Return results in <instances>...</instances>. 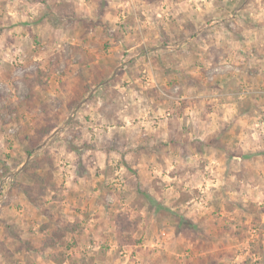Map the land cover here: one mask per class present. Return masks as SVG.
<instances>
[{"label": "rangeland", "instance_id": "374dc122", "mask_svg": "<svg viewBox=\"0 0 264 264\" xmlns=\"http://www.w3.org/2000/svg\"><path fill=\"white\" fill-rule=\"evenodd\" d=\"M1 1L9 264H264V0Z\"/></svg>", "mask_w": 264, "mask_h": 264}, {"label": "trees", "instance_id": "16d2710c", "mask_svg": "<svg viewBox=\"0 0 264 264\" xmlns=\"http://www.w3.org/2000/svg\"><path fill=\"white\" fill-rule=\"evenodd\" d=\"M73 4L70 2H63V6L58 5L57 7V11L59 12V16L60 17H66V7H72ZM65 13V14H64ZM74 105V104H72ZM44 119L46 122H44L43 124H41L39 127H37L35 129V132L33 135L27 136V145L24 147V153L26 156H29V160L27 161V163L23 166L22 170H27L29 167V164L32 162L31 157L33 152L36 150V148L43 142V138L45 136H48L52 133V131L56 128L55 123L53 122L52 119L49 118L48 114L45 113ZM42 161H36L32 166L35 168L40 167L41 166ZM32 176V180L34 182H36V184L39 186V188H44L45 186L43 185V181L44 178L36 173H31ZM33 182V183H34ZM33 185H27L25 187H23V192L24 194L27 196V198L30 200L31 203L35 204L36 206L39 205V203H37V198L35 197L34 193H32L33 191ZM142 195L147 198L151 204H155L157 205V208L160 207L161 205H158V203L156 201H154L153 198H151L147 193H142ZM136 221H132L128 218V216L124 215V214H119L116 217V224H117V228L122 231V230H126L129 228V225H135ZM179 222L181 224H184L185 222L181 220V217H179ZM7 228V227H6ZM70 227L67 225L66 227H63L61 229H58V231H53V235L58 236L59 239H62V237L66 234V232L70 231L69 230ZM10 237H12V233L9 232ZM14 239L16 240V252H19L21 250V248L25 247L27 249H31L30 248V244L28 242H24L22 241V239L19 237V235H17V233H15L13 235ZM50 240V239H49ZM15 241V240H13ZM49 246L54 247V241H48ZM11 252V251H10ZM9 251L5 252V249H1L0 247V254L2 255V258L5 262V264H9L8 261V257L7 255L10 254ZM53 260L55 261L56 264H60L64 261L63 258H58L57 256H53Z\"/></svg>", "mask_w": 264, "mask_h": 264}, {"label": "crops", "instance_id": "0c3cea01", "mask_svg": "<svg viewBox=\"0 0 264 264\" xmlns=\"http://www.w3.org/2000/svg\"><path fill=\"white\" fill-rule=\"evenodd\" d=\"M15 1H18L19 3H20V6L22 7V6H25V7H30L32 10H36V11H38V10H42L43 11V9H41V8H45L46 7V5L47 4H50L49 3V1L50 0H30L29 2L27 1V0H15ZM25 1V2H24ZM59 2V0H56L55 2ZM74 4H77V2L75 1V0H71ZM0 3L2 4V1L0 0ZM46 4V5H45ZM9 8H11V7H9ZM9 13H12V14H16L15 12L13 13V12H11L10 10L8 11ZM12 23V22H11ZM11 23H9V25H4L3 24V26H5L4 28H8V29H11V30H9L8 32L10 33V32H18V30H17V27L18 26H16V25H14L13 27H11L10 26V24ZM13 37H14V40L15 41H18V35H13ZM130 104H132V103H130ZM132 108L133 109H135V105H133L132 104ZM144 120L147 118V116L146 115H144L143 113H141V114H139ZM143 123H145L144 121H143Z\"/></svg>", "mask_w": 264, "mask_h": 264}]
</instances>
